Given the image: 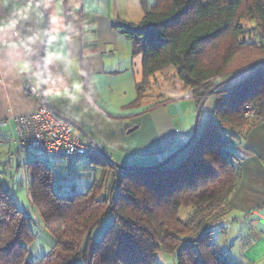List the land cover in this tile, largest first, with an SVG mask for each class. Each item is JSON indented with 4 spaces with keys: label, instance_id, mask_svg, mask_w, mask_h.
I'll return each instance as SVG.
<instances>
[{
    "label": "trees",
    "instance_id": "obj_1",
    "mask_svg": "<svg viewBox=\"0 0 264 264\" xmlns=\"http://www.w3.org/2000/svg\"><path fill=\"white\" fill-rule=\"evenodd\" d=\"M118 28L142 56L137 99L151 75L169 65L202 96L217 80L264 60V0H154L139 22ZM236 79L218 91L208 123L171 166L123 170L99 153L88 156L99 174L86 190L60 195L50 166L28 161L31 206L54 242L39 259L27 258L32 217L0 183V264H159L157 249L173 253L177 264H241L212 235L224 229L240 178L236 142L264 120V65ZM245 103L253 116L243 114ZM109 212L111 223L93 243L92 229Z\"/></svg>",
    "mask_w": 264,
    "mask_h": 264
},
{
    "label": "crops",
    "instance_id": "obj_2",
    "mask_svg": "<svg viewBox=\"0 0 264 264\" xmlns=\"http://www.w3.org/2000/svg\"><path fill=\"white\" fill-rule=\"evenodd\" d=\"M36 1L48 17L43 63L49 107L125 165L155 164L187 140L195 99L187 94L137 99L142 56L133 55L132 41L118 28L139 22L151 0ZM44 32L43 12L32 0H0V120L5 122L0 124V163L10 171L36 158L14 145V118L36 109V98L25 94L23 86L30 80L41 88ZM216 100L213 95L205 101L198 132L208 123ZM71 134L86 139L75 127ZM235 148L241 154L240 178L227 202L222 250L241 264H264V120L244 132ZM60 158L72 159L53 157L57 163ZM10 177L18 179L16 174ZM235 225L237 236L231 240L227 229ZM234 242L238 244L232 247Z\"/></svg>",
    "mask_w": 264,
    "mask_h": 264
},
{
    "label": "rangeland",
    "instance_id": "obj_3",
    "mask_svg": "<svg viewBox=\"0 0 264 264\" xmlns=\"http://www.w3.org/2000/svg\"><path fill=\"white\" fill-rule=\"evenodd\" d=\"M151 1H152L151 3L154 2V0ZM243 22H245L247 26L253 24V21H248L247 19H244ZM139 64H140V57H139ZM245 75H247V73ZM237 80L238 79H234L232 81H229L221 85L216 89L215 94H212L210 96L213 95L217 96L219 90H223L229 87L230 85L237 82ZM186 94L191 95L193 99H196L200 96L199 94L193 92V88L190 87V85H187L183 83L181 80H179V78L175 74V68L172 65H169L163 70L157 71L153 75H151L150 79L146 83L145 90L143 91L144 96L153 98V100L158 98L165 100L174 99L181 95H186ZM202 96H200V98H202ZM208 97L209 96H207V98ZM198 103L196 105L195 102L192 104L193 105L192 121H194V114ZM200 132L197 131V136L200 134ZM195 141L196 138L193 139V142H191V144H189L184 150H182L178 155H176L174 159L169 161V163L167 162L168 164L166 163L165 166H171L172 164L175 163L176 160L183 159L188 154V152L194 145ZM13 143L15 146H17L15 139L13 140ZM22 151L24 152V154L26 152L27 153L29 152L33 157H36L35 159H39V161H41L42 163H46L47 165L50 166L52 178L54 180L55 190L60 195H67L77 191L79 192L85 191L88 184L92 181V179L99 174L98 166L95 165V163H93L88 156H82L76 160L73 158L72 159L60 158L59 159L60 161H58L57 163L56 160L53 159V157H46L38 151L34 153L33 151L30 150L28 151L27 148H23ZM0 154H1L0 156L4 155L2 153ZM13 174H16L18 178L17 181L11 180L10 176ZM29 175H30L29 169L26 166V164L17 166L15 171H10L6 167H4L3 162L0 163L1 185L4 188L8 189V191L13 196L14 202L18 205V207H20L25 213L29 214L32 217V229L34 232V238L27 244V258L36 260L50 251L52 244L54 242V238L48 232V230H46L43 227L39 214L31 206L30 196L28 192ZM6 177L8 179H6ZM184 212L185 210H181L180 214L182 217H184L185 215ZM111 221H112V214L109 212L106 213L101 218V220L95 225V227L92 229L90 233V239L93 243L99 241V239L101 238L102 234L104 233L108 225L111 223ZM224 225H226V223ZM238 227L239 226L236 225L232 227L231 226L228 227L227 229L228 238H230L231 240H235L237 236ZM223 232L224 230L220 228H215L213 233L214 234L216 233L218 235H214V234L212 235V242L216 246L217 244L221 245L220 247L217 246L220 250L223 247L222 245L224 240V237L222 236ZM237 244L238 243L234 242L232 247L237 246ZM155 257L159 264H177L175 256L171 252H165L160 249H157L155 251Z\"/></svg>",
    "mask_w": 264,
    "mask_h": 264
},
{
    "label": "built area",
    "instance_id": "obj_4",
    "mask_svg": "<svg viewBox=\"0 0 264 264\" xmlns=\"http://www.w3.org/2000/svg\"><path fill=\"white\" fill-rule=\"evenodd\" d=\"M23 91L36 98V109L14 118L15 140L19 149H32L46 157L72 158L78 155H99L98 150L88 140L83 139L80 134L72 135V126L50 110L37 83L27 80ZM243 114L253 116L255 109L249 103H245ZM4 123V121L0 122V124Z\"/></svg>",
    "mask_w": 264,
    "mask_h": 264
},
{
    "label": "water",
    "instance_id": "obj_5",
    "mask_svg": "<svg viewBox=\"0 0 264 264\" xmlns=\"http://www.w3.org/2000/svg\"><path fill=\"white\" fill-rule=\"evenodd\" d=\"M36 5H38L40 7V9L43 12L44 15V19H45V32H44V36H43V42H42V47H41V70H42V81H41V93H42V97L44 99V85H45V67H44V63H43V48H44V44L45 41L47 39V33H48V17L47 14L44 10V8L41 6V4L36 1V0H32ZM259 64H263L264 65V60H259V61H255L251 64H248L247 66L227 75L226 77L218 80L217 82H215L208 90L207 92L202 96L201 100L199 101L196 110H195V114H194V122H193V126H192V130L191 133L189 135V137L187 138V140L181 144L179 147H177L175 150H173L171 153H169L166 157L162 158L159 162L152 164V165H147V166H142V165H123L118 163L117 161H115L109 154H107L102 148H100L97 144H95V142L90 138V136L75 122H73L72 120H70L69 118L63 116L62 114H60L59 112L55 111L54 109H52L51 107L50 110L58 117L62 118L63 120L67 121L72 127H75L76 129H78L84 136L85 138L98 150V152L106 159H108L113 165H115L117 168L119 169H156V168H160L161 166H164L167 162H169L172 158H174L176 155H178L182 150H184L194 139V137L197 134L198 131V120H199V115L201 112V109L203 107V104L207 98V96H210L212 94H215L216 89L218 87H220L221 85L232 81L236 78H239L243 75H245L246 73H248L252 68H254L255 66L259 65ZM45 101V99H44ZM46 103V102H45Z\"/></svg>",
    "mask_w": 264,
    "mask_h": 264
}]
</instances>
